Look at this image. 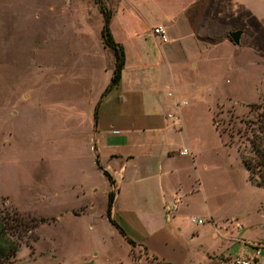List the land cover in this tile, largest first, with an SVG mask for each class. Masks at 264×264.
I'll return each mask as SVG.
<instances>
[{
    "label": "rangeland",
    "instance_id": "obj_1",
    "mask_svg": "<svg viewBox=\"0 0 264 264\" xmlns=\"http://www.w3.org/2000/svg\"><path fill=\"white\" fill-rule=\"evenodd\" d=\"M102 1L113 8L117 0ZM243 1L221 0L219 9H241ZM246 1L264 20V0ZM244 22L239 45L227 31L198 32L205 52L215 49L204 53L196 71L187 67L175 76L184 60L164 59L166 45H159L151 23L131 25V38L119 43L122 82L98 110L107 117L101 128L95 109L115 59L101 38L103 15L95 1L0 0V211L38 222L11 264H127L130 245L106 218L108 193L116 192L119 211L134 202L160 211L163 202H173V187L193 183L200 191L180 208L197 216L207 205L217 216H231L240 239L233 242V259L261 247L254 264H264V187L250 181L241 159L250 151L255 111L264 110V21ZM132 110L179 113L182 124L173 127L167 116L162 130H134L124 157L110 161V149L128 135L116 120ZM184 148L190 151L181 156ZM97 154L104 166L127 162L118 190L98 169ZM165 160L175 174L163 198L153 174ZM142 169L144 177L130 181L129 172ZM73 209L84 214L75 216Z\"/></svg>",
    "mask_w": 264,
    "mask_h": 264
},
{
    "label": "crops",
    "instance_id": "obj_2",
    "mask_svg": "<svg viewBox=\"0 0 264 264\" xmlns=\"http://www.w3.org/2000/svg\"><path fill=\"white\" fill-rule=\"evenodd\" d=\"M220 2L221 0H117L113 6L114 11L110 21V29L116 42L126 43L131 38L129 34L131 25L135 26V28L136 25L140 27L138 24L143 21L151 23L154 28L164 25L169 38L168 42L163 43L153 33L158 39L160 46L166 45L165 48H162L163 57L170 62L178 61V58L183 59L184 61L177 68L178 71L175 70L178 73H174V76L176 74L180 75V73L186 74L187 67L196 71L203 61L204 53L210 54L208 52L215 49V47L206 49L205 52L203 42L197 39L198 32L203 31L206 27L213 32L227 31L231 33L236 29L242 30L241 43L246 30L245 19L251 22L254 17L257 19L258 24H260V21H264L260 14L253 9L249 1L245 0V3L243 1L241 9L238 8L229 12L219 9ZM124 11L126 12L124 13ZM122 78L120 83L110 92L113 93V91L119 89ZM112 93L103 97L99 106L100 109H104L113 101L111 98ZM122 99H124L123 96ZM168 103L169 106L173 104V102ZM172 114H176L182 119L178 115L179 113ZM167 115L163 117L156 114L137 113L132 110L127 115L118 117L116 122L125 127L128 135L118 148L110 149L109 160L114 161L124 157L123 150L133 145L130 139L133 138L131 136H133L134 130L149 128L159 131L164 129V121ZM106 118L100 110L96 126L100 127L101 125V128H105L107 124ZM112 132L118 134L119 130L113 129ZM95 150L97 149L95 148ZM181 152L180 155L185 156ZM168 156L169 159L173 158V152H168ZM96 159L111 174L116 184L119 181L118 176L121 175L120 179H124V175L127 172L125 166L127 162L119 166V168H113L110 165H102L98 154ZM166 161H163L164 164H160L155 168L154 174L152 173L157 178V182L162 189L163 187L168 188L165 186V182L175 174V169L170 164H166ZM191 161L194 165V158ZM144 169L147 168L145 167ZM144 169L129 172L130 181L143 178L145 175ZM179 190L185 191V194L178 209L170 214L166 213V207L169 204L165 202H163V207L160 211L154 209L151 212H146L136 202L126 204L125 210L119 211L116 205L118 198L115 192L114 204L111 210L112 218L135 243L134 246L128 243L130 246L127 264H231L234 257L231 253L233 242L237 239L240 240L235 238L237 229L233 220H231V216H217L205 205L206 207L203 208L204 215L195 216L203 219L204 222L202 224H193L190 221L193 214L184 211L180 206L185 197L200 191V184L193 183L190 189H185L181 186L173 187L172 198L176 191ZM164 191L163 189V198L165 197ZM75 210L77 209L75 208ZM72 212L75 216L84 214V212L74 211V209ZM123 213L127 214L124 215ZM111 226L113 225L111 224ZM114 229L124 238L115 227ZM126 242L128 241L126 240ZM133 253L137 255V258L134 257ZM120 264L123 263L121 262Z\"/></svg>",
    "mask_w": 264,
    "mask_h": 264
},
{
    "label": "trees",
    "instance_id": "obj_3",
    "mask_svg": "<svg viewBox=\"0 0 264 264\" xmlns=\"http://www.w3.org/2000/svg\"><path fill=\"white\" fill-rule=\"evenodd\" d=\"M103 15V28L101 30V38L114 55V70L110 83L106 88L103 97L115 88L121 81L122 72L125 68V52L121 44L115 41L110 29V21L113 15V8L107 7L102 0H94ZM102 97V99H103ZM100 103L95 109V119H98V110ZM256 121L252 122L251 136L247 137L249 142V154L246 153L241 159L246 167L249 179L257 186L264 187V110L256 112ZM99 170L109 181L112 188L117 190V184L111 174L104 169L99 160L96 159ZM115 191L108 193L106 216L109 222L119 231V233L134 246V242L127 236L124 229L112 218L111 210L114 204ZM38 226L35 218L25 217L18 212H2L0 211V264H11L16 257L21 246L27 242L34 230Z\"/></svg>",
    "mask_w": 264,
    "mask_h": 264
},
{
    "label": "built area",
    "instance_id": "obj_4",
    "mask_svg": "<svg viewBox=\"0 0 264 264\" xmlns=\"http://www.w3.org/2000/svg\"><path fill=\"white\" fill-rule=\"evenodd\" d=\"M153 33L159 37L161 39V41L163 43L168 42L169 38H168V34H167V30L163 27V26H157L153 29ZM169 96H172L171 93H169ZM186 102H182V103H178V107H181L182 105H186ZM168 118L172 121L173 127H179L181 126L182 122L181 119L179 118V116H177L176 114H172L169 113ZM181 154L183 155H187L188 154V150L184 149ZM182 198H183V194L182 193H176L173 196V202H171V204L167 205L166 207V213L170 214L175 212L179 205L182 202ZM191 223L193 224H202L204 221L201 218L198 217H191L190 218ZM260 249L261 247H255V253L253 256L250 257H236L234 259H232L231 264H254L256 261H258L259 257H260Z\"/></svg>",
    "mask_w": 264,
    "mask_h": 264
},
{
    "label": "water",
    "instance_id": "obj_5",
    "mask_svg": "<svg viewBox=\"0 0 264 264\" xmlns=\"http://www.w3.org/2000/svg\"><path fill=\"white\" fill-rule=\"evenodd\" d=\"M241 35H242V30H236L230 33V38L236 45H239Z\"/></svg>",
    "mask_w": 264,
    "mask_h": 264
}]
</instances>
